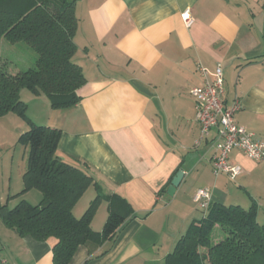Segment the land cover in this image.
Wrapping results in <instances>:
<instances>
[{"label":"crops","instance_id":"0c3cea01","mask_svg":"<svg viewBox=\"0 0 264 264\" xmlns=\"http://www.w3.org/2000/svg\"><path fill=\"white\" fill-rule=\"evenodd\" d=\"M187 8L194 18L188 27L181 14ZM76 15L74 60L86 77L80 102L54 109L45 94L27 88L21 98L31 121L61 129L59 153L87 164L102 192L122 195L134 213L114 241L79 247L69 264H165L190 224L204 215L194 202L201 187L212 188L213 202L257 203L259 217L264 160L234 149L230 160L243 173L234 180L215 176V130L196 145L200 125L190 90L202 81L198 63L210 72L222 64L226 105L238 98L237 123L264 141V0H79ZM0 119L14 123L8 127L12 136L30 128L17 113ZM22 159L18 181L0 195V206L42 200L33 189L21 193L27 147ZM179 170L184 176L170 195ZM97 193L92 185L79 198L76 217ZM108 215L103 199L92 228L101 231ZM105 248L103 256L87 261ZM0 264H54L52 242L20 236L0 219Z\"/></svg>","mask_w":264,"mask_h":264},{"label":"trees","instance_id":"16d2710c","mask_svg":"<svg viewBox=\"0 0 264 264\" xmlns=\"http://www.w3.org/2000/svg\"><path fill=\"white\" fill-rule=\"evenodd\" d=\"M79 0H0V117L17 113L30 128L20 137L27 147V168L21 193L38 189L40 203L20 200L14 207L0 206V219L20 236L51 241L54 264H69L81 246H102L114 241L134 209L122 195L103 193L87 164L63 157L58 151L62 131L38 125L28 117L23 88L45 94L52 107L80 102L78 89L86 82L75 62L74 40ZM25 42L38 54L36 65L10 73L1 60L2 41ZM98 193L81 217L73 208L90 186ZM108 201L109 215L101 231L92 228L100 202ZM109 248L91 254L103 256ZM165 264H264V223L258 222V205L211 202L203 217L195 219L181 236Z\"/></svg>","mask_w":264,"mask_h":264},{"label":"built area","instance_id":"2783aa9c","mask_svg":"<svg viewBox=\"0 0 264 264\" xmlns=\"http://www.w3.org/2000/svg\"><path fill=\"white\" fill-rule=\"evenodd\" d=\"M185 24L191 26L194 22L190 8L182 13ZM202 81L193 87L190 93L195 99L196 119L200 125V134L196 145H200L211 137L215 130L213 142V172L215 176L227 175L231 180L236 179L244 171L241 165L232 163L230 153L239 149L243 154L257 160H264V141L256 140L254 134L237 123L236 113L241 108L238 98L227 106L225 103L224 69L218 63L214 72H210L202 63L197 64ZM212 188L201 187L194 195V202L205 212L212 202Z\"/></svg>","mask_w":264,"mask_h":264},{"label":"rangeland","instance_id":"374dc122","mask_svg":"<svg viewBox=\"0 0 264 264\" xmlns=\"http://www.w3.org/2000/svg\"><path fill=\"white\" fill-rule=\"evenodd\" d=\"M1 47V60L6 62L10 73H18L19 71L35 67L38 54L25 42L13 44L4 39ZM33 111L34 108H31L32 113ZM3 120L5 119H0V195H7L10 186L14 187L16 181H18L19 169L20 167L22 169L24 164L22 157L26 146L20 141L19 136L21 135H18L17 131L12 136V133L8 130V127H12L14 123L9 119H6L7 121ZM33 190V192H40L38 189ZM40 200L41 198L31 201L33 204H37ZM84 212L77 217H81ZM258 222L260 224L264 223V209L261 210Z\"/></svg>","mask_w":264,"mask_h":264},{"label":"water","instance_id":"95a60500","mask_svg":"<svg viewBox=\"0 0 264 264\" xmlns=\"http://www.w3.org/2000/svg\"><path fill=\"white\" fill-rule=\"evenodd\" d=\"M184 176V171L183 170H179L176 174V176L174 177V179L172 180V183L171 185L169 186V189H168V193L170 195H174V192L176 191V188L178 187L179 185V181L182 180Z\"/></svg>","mask_w":264,"mask_h":264}]
</instances>
